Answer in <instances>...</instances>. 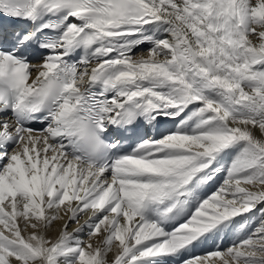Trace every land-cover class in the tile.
<instances>
[{"label": "snow or ice", "instance_id": "snow-or-ice-1", "mask_svg": "<svg viewBox=\"0 0 264 264\" xmlns=\"http://www.w3.org/2000/svg\"><path fill=\"white\" fill-rule=\"evenodd\" d=\"M0 264H264V0H0Z\"/></svg>", "mask_w": 264, "mask_h": 264}, {"label": "bare ground", "instance_id": "bare-ground-1", "mask_svg": "<svg viewBox=\"0 0 264 264\" xmlns=\"http://www.w3.org/2000/svg\"><path fill=\"white\" fill-rule=\"evenodd\" d=\"M53 235H55V233H53Z\"/></svg>", "mask_w": 264, "mask_h": 264}]
</instances>
